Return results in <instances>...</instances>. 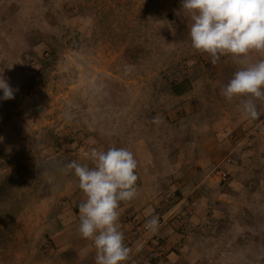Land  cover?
<instances>
[{"label":"rangeland","instance_id":"obj_1","mask_svg":"<svg viewBox=\"0 0 264 264\" xmlns=\"http://www.w3.org/2000/svg\"><path fill=\"white\" fill-rule=\"evenodd\" d=\"M182 4L0 0V77L16 90L11 100H3L0 90V229L7 231L8 247L19 241L41 250L66 245V237L53 242L50 235L66 229V212H77L84 195L66 164L75 160L91 168L93 149H126L130 143L120 138L131 121L144 122L156 148L173 147L175 142L160 139L172 133L171 125L200 120L195 108H185L191 91L204 88L217 69L216 84H228L222 71L232 65L225 62L229 55L213 64L193 49L191 21ZM185 80L188 93L176 96L173 85ZM260 111L259 120L238 116L245 122L228 130L215 157V167L229 158L226 170L244 166L245 171L227 170L225 183L208 178L219 185L241 184L230 248L247 250V256L234 254L232 264H264V142L256 136L257 124L264 125ZM20 213L23 222L15 229L14 216ZM36 213L40 221L30 222L28 215Z\"/></svg>","mask_w":264,"mask_h":264},{"label":"crops","instance_id":"obj_2","mask_svg":"<svg viewBox=\"0 0 264 264\" xmlns=\"http://www.w3.org/2000/svg\"><path fill=\"white\" fill-rule=\"evenodd\" d=\"M226 57L225 62L233 65L228 69L224 66L222 71V78L228 83L234 73L249 66L250 61L263 59L260 53L249 55L244 63L237 62L231 55ZM220 74L221 70L217 69L214 77L206 80L204 88L191 91L192 101H188L185 108L190 112L195 108L192 112L196 111L200 120L175 121L171 125L172 135L161 136V140L175 142L173 147L156 148V139L144 129V122L132 125L131 121L127 134L120 138L130 143L126 149L133 153L138 165L137 195L130 202H121L119 207V225L124 243L130 249L125 264H232L234 261L237 252L230 248V229L235 218L233 213H237L235 205L240 199L241 184L219 185L208 181V172L215 168V157L226 143L228 130L245 121L238 117L244 114L241 102L226 100L223 88L216 84L219 80L215 78ZM258 106L264 109V102H258ZM250 123L252 121L247 124ZM261 124H257L260 132L256 136L264 142V125ZM245 169L244 166L227 167L234 175ZM85 201V195L81 196L77 212H66V229L50 235L53 242L66 237V245L57 246L56 250L50 247L41 250L35 245L23 247L21 241L8 247L7 231L0 229V264H95L92 242L82 238L78 230L79 206ZM28 216L30 222L40 221L38 213ZM153 216L158 217L157 230L142 231L139 224L145 225ZM14 221L17 229L23 222V214L15 215ZM237 254L247 256V250Z\"/></svg>","mask_w":264,"mask_h":264},{"label":"clouds","instance_id":"obj_3","mask_svg":"<svg viewBox=\"0 0 264 264\" xmlns=\"http://www.w3.org/2000/svg\"><path fill=\"white\" fill-rule=\"evenodd\" d=\"M182 8L191 21L193 49L207 54L213 64L226 55L239 63L246 62L253 52L264 55V0H183ZM0 90L3 100L14 99L16 90L3 77ZM222 95L228 101L238 99L244 114L259 120L258 102H264V59L236 71ZM88 158L94 165L91 168L75 160L65 165L74 170L86 197L79 206V233L92 242L95 264H125L130 249L119 225V207L137 195V161L129 150L115 147L106 152L93 149ZM158 226L156 216L145 223L152 231Z\"/></svg>","mask_w":264,"mask_h":264},{"label":"built area","instance_id":"obj_4","mask_svg":"<svg viewBox=\"0 0 264 264\" xmlns=\"http://www.w3.org/2000/svg\"><path fill=\"white\" fill-rule=\"evenodd\" d=\"M231 160L229 158H225L221 163L216 165V167L210 172L208 177L220 182L225 183L229 179V172L226 170V166L230 164ZM139 227L144 232H150V229H146L145 225L139 224Z\"/></svg>","mask_w":264,"mask_h":264},{"label":"trees","instance_id":"obj_5","mask_svg":"<svg viewBox=\"0 0 264 264\" xmlns=\"http://www.w3.org/2000/svg\"><path fill=\"white\" fill-rule=\"evenodd\" d=\"M172 90L176 96H181L189 90V82L185 80L182 83L173 85Z\"/></svg>","mask_w":264,"mask_h":264}]
</instances>
